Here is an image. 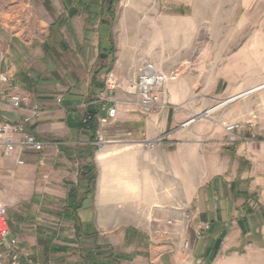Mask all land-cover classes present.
I'll return each mask as SVG.
<instances>
[{
	"label": "crops",
	"instance_id": "crops-1",
	"mask_svg": "<svg viewBox=\"0 0 264 264\" xmlns=\"http://www.w3.org/2000/svg\"><path fill=\"white\" fill-rule=\"evenodd\" d=\"M115 4L113 47L105 30H95V48L82 51L86 58L94 54L88 81L65 77L57 84L50 63L44 65L48 75L39 79L13 66L3 73L0 120L18 123L38 106L40 116L26 129L45 144L41 152L6 156L0 150V180L25 187L21 195L29 201H45L27 207L17 224H73L66 208L72 197L75 204L86 197L76 224H89V247L118 256L117 264H264V127L242 126L230 145L220 126L180 125L213 102H236L264 89V0ZM74 17L62 27L70 28ZM86 20L87 15L82 34L89 37ZM228 22L238 28H228ZM42 25L41 50L33 55L44 63L51 56L43 48L52 23ZM62 47L67 50L64 42ZM231 52L234 61L228 62ZM145 63L163 74L181 71L166 82L164 107L153 114L125 91ZM107 75L117 84L112 92L105 88ZM12 96L21 99L18 107L11 105ZM109 108L115 109L113 119L97 122L94 133L83 130L86 112L104 117ZM158 138L162 145L144 146ZM87 168L94 175L90 195L82 178ZM166 219L172 227L164 225Z\"/></svg>",
	"mask_w": 264,
	"mask_h": 264
},
{
	"label": "rangeland",
	"instance_id": "rangeland-1",
	"mask_svg": "<svg viewBox=\"0 0 264 264\" xmlns=\"http://www.w3.org/2000/svg\"><path fill=\"white\" fill-rule=\"evenodd\" d=\"M50 2L55 10L53 16L46 13L42 6V0H0V64L2 67L0 75L4 76L3 73H7L10 67L13 66L17 72L26 71L29 74L27 78L39 79V77H46L48 75V68H44V65L50 63V76L56 80L57 84H59V79L61 80L65 77L69 80L72 79V81L73 79L84 81L90 79L93 71L90 65L94 54H89L88 58H86V55L82 54V51H92L97 41L95 30L99 33V30L103 31L104 29L98 28V22L94 18L95 20L88 27L92 34L89 37L83 36L82 30L84 29L86 18L85 13H80L74 17L70 21V28L64 26L59 31L54 30L49 32V44H46L45 48H43L45 50L50 49L51 51V56L47 59L48 61L45 59L43 63L42 60L38 59V56L33 55V53L40 49L39 41L43 31L42 22L50 21V23H53L63 12L61 0H50ZM217 23L212 21V25ZM228 23L230 25L228 28H238L235 22ZM63 42L67 50L63 49ZM234 54L235 52L226 54L228 60H231L228 62L234 61ZM146 64L150 63H145L144 65ZM175 70L178 71L177 78L175 79L177 80L181 71L179 68L173 71ZM170 73L165 75L168 76ZM25 82L27 83V80ZM88 101L89 98H86L84 104ZM223 103L226 102H213L211 107L202 113H208L207 115L187 118L180 125H211L223 128L225 124H239L241 127L243 126L250 130H259V128L264 127V112L259 110L260 108H264V89L245 99L227 102L223 106H220ZM86 106L85 104L84 107ZM219 106V109L214 110ZM256 109L260 111L258 114L247 117H244L242 114L246 111L250 113ZM248 124H252V127L250 128ZM222 136L225 137L224 131ZM210 140L214 139L211 138ZM235 143H231L230 145ZM26 191L25 187L21 188L14 182L0 180V205L5 206L8 212L11 236L17 242L16 255L31 264H76L79 262L78 257L80 253L78 254V252H81L85 248H90L89 246L92 244L90 240L81 239L75 241V231L72 224H17L18 218L21 216L20 214L27 212V207H31L34 204L43 206L45 203L43 198L34 197L29 201V198L21 195L23 192L26 193ZM182 218L189 220V213H184ZM173 224L174 222H171L169 219L164 220V225L167 227H172ZM79 225L84 226L83 224ZM200 236L202 235L200 234ZM58 247L66 248L69 251L57 254L54 250ZM183 248H188V244L184 243Z\"/></svg>",
	"mask_w": 264,
	"mask_h": 264
},
{
	"label": "built area",
	"instance_id": "built-area-1",
	"mask_svg": "<svg viewBox=\"0 0 264 264\" xmlns=\"http://www.w3.org/2000/svg\"><path fill=\"white\" fill-rule=\"evenodd\" d=\"M178 71L171 72L168 76L158 72L152 65L146 64L138 68L135 72L134 79L127 84L125 91L129 95L137 97L138 105L146 114H153L164 107L163 89L168 81L177 78ZM7 78L0 75V83L6 84ZM105 88L107 92H112L117 88V84L108 75L105 79ZM21 99L18 96H12L10 103L13 107H18ZM208 113L197 117H202ZM40 116L39 107L35 106L31 116L24 117L20 122L8 124L0 120V150L6 156H10L17 150L41 152L45 144L36 139V137L27 132V126ZM115 117V109L109 108L104 117H97L99 124H106L110 119ZM92 120V116L88 113L84 114L82 124L88 126ZM252 127V124H248ZM184 126V125H183ZM239 124H225L223 131L225 141L228 144L236 142L235 132L239 130ZM87 129V127H86ZM163 143V138L147 141L144 146L148 149H154ZM103 143L98 142V149L103 147ZM17 242L11 236L8 212L5 206L0 205V264H31L20 259L16 255Z\"/></svg>",
	"mask_w": 264,
	"mask_h": 264
},
{
	"label": "trees",
	"instance_id": "trees-1",
	"mask_svg": "<svg viewBox=\"0 0 264 264\" xmlns=\"http://www.w3.org/2000/svg\"><path fill=\"white\" fill-rule=\"evenodd\" d=\"M117 2V0H61V3L64 8V13L61 14L58 18L54 20L52 25L49 28V31H54L59 29L66 25L72 17L79 15L80 13H85L87 15V26L89 27L93 20H99V28L104 29L109 38L108 45L110 48H112L111 38L109 37V32L111 25L114 20V5ZM42 6L46 13L50 16L54 15V8L50 2V0H42ZM95 18V19H94ZM47 45L49 42L46 43ZM45 50V49H44ZM92 116V120L89 122L88 126H84L82 124L83 130L94 133L96 131L97 127V119L96 114L94 112L88 111L86 112ZM87 127V129H86ZM91 168H87L82 173V178L86 182L88 191L87 194L90 195L92 193V183L94 181V175L91 173ZM72 205L68 208H66L67 212V219L70 220L73 224L72 227L75 231V241H79L81 239L87 240L91 236L94 235V232L91 230V226L89 224H86L84 226L76 224V221L78 220L77 217V211L80 208V203H82L85 198H82L79 204H75L74 201L76 198L72 197ZM64 251H69L66 248H55V253H62ZM76 251V250H75ZM74 251V252H75ZM80 253L78 257V261L76 264H117L118 256H114L113 254H109L108 257H106L101 247L96 246L93 244V247L85 248ZM108 259V260H105ZM104 262V263H103Z\"/></svg>",
	"mask_w": 264,
	"mask_h": 264
}]
</instances>
